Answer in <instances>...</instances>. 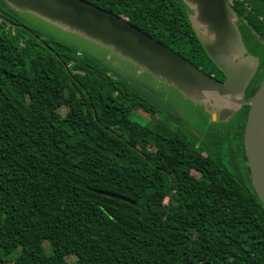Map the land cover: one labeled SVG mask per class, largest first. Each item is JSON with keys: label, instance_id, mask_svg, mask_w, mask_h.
<instances>
[{"label": "trees", "instance_id": "1", "mask_svg": "<svg viewBox=\"0 0 264 264\" xmlns=\"http://www.w3.org/2000/svg\"><path fill=\"white\" fill-rule=\"evenodd\" d=\"M85 1L223 76L182 0ZM232 7L259 61L249 98L264 78V0ZM153 103L78 50L0 21V264H264V205L243 149L248 106L193 132ZM138 111L155 122L132 120Z\"/></svg>", "mask_w": 264, "mask_h": 264}, {"label": "water", "instance_id": "2", "mask_svg": "<svg viewBox=\"0 0 264 264\" xmlns=\"http://www.w3.org/2000/svg\"><path fill=\"white\" fill-rule=\"evenodd\" d=\"M2 1L14 12L33 13L107 48L191 101H204L209 108L207 119L210 122H228L241 105H247L244 155L251 186L264 205V78L246 99L245 90L259 61L247 52L238 30L237 15L226 0H182L191 11L188 18L203 50L225 77L222 82L126 19L85 0ZM0 21L11 28L26 29L1 16ZM258 41L264 46L262 38L258 37Z\"/></svg>", "mask_w": 264, "mask_h": 264}, {"label": "rangeland", "instance_id": "3", "mask_svg": "<svg viewBox=\"0 0 264 264\" xmlns=\"http://www.w3.org/2000/svg\"><path fill=\"white\" fill-rule=\"evenodd\" d=\"M0 7V12L6 10L1 3ZM14 14L15 16H13L19 20L22 24L21 26H26L36 31L41 39L48 42L53 41L55 43H60L71 49L78 50L84 56L95 60L108 69L114 78L122 80L129 91L146 97L151 102L153 101L156 103V106H162L164 111H168L167 113L180 117L182 123H184L183 121L185 120L189 127L188 129H191L193 132L204 127L202 122L204 119H207V111H209L204 101H199L198 103L191 101L189 98L184 97L174 87L163 82H157L156 79L152 78L148 73L141 71L131 62L112 53L107 48L86 39L78 33L70 31L30 12L16 11ZM166 112L164 113L167 114ZM155 116L157 121L165 122L168 126L171 125L170 122L166 121L167 118H164V116L161 117V115L157 114H155ZM130 118L141 124H146L147 122L153 124L155 122V119H151L148 114L142 111L133 113ZM228 122L223 124H227ZM218 124L222 123L218 122ZM193 174L197 176L194 172ZM164 202H166V200Z\"/></svg>", "mask_w": 264, "mask_h": 264}, {"label": "flooded vegetation", "instance_id": "4", "mask_svg": "<svg viewBox=\"0 0 264 264\" xmlns=\"http://www.w3.org/2000/svg\"><path fill=\"white\" fill-rule=\"evenodd\" d=\"M11 11L14 12L13 10H11ZM212 76H213L216 80L221 81V82H222V81L224 80V78H225L224 76H222V77H220V76H215V75H212ZM246 99H247V98H246ZM241 106H245V105H241ZM241 106H240V107H241ZM240 107H238V108H240ZM234 116H235V115H234ZM234 116H233L232 118H234ZM232 118H231V119H232ZM183 122L185 123V124L183 123L184 126L187 127V128H189L188 125L186 124L185 120H184Z\"/></svg>", "mask_w": 264, "mask_h": 264}, {"label": "built area", "instance_id": "5", "mask_svg": "<svg viewBox=\"0 0 264 264\" xmlns=\"http://www.w3.org/2000/svg\"><path fill=\"white\" fill-rule=\"evenodd\" d=\"M230 5H233L234 3L237 2H242L243 0H226ZM262 23L264 24V19L262 18Z\"/></svg>", "mask_w": 264, "mask_h": 264}]
</instances>
